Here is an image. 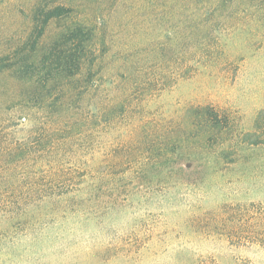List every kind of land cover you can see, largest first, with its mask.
<instances>
[{
	"label": "rangeland",
	"instance_id": "rangeland-1",
	"mask_svg": "<svg viewBox=\"0 0 264 264\" xmlns=\"http://www.w3.org/2000/svg\"><path fill=\"white\" fill-rule=\"evenodd\" d=\"M40 3L95 32L98 87L67 115L99 123L45 137L33 160H70L81 183L0 213V264H264V0H0V56ZM7 80L0 120L49 131L59 114L8 101ZM204 106L229 117L210 142Z\"/></svg>",
	"mask_w": 264,
	"mask_h": 264
},
{
	"label": "trees",
	"instance_id": "trees-1",
	"mask_svg": "<svg viewBox=\"0 0 264 264\" xmlns=\"http://www.w3.org/2000/svg\"><path fill=\"white\" fill-rule=\"evenodd\" d=\"M72 13L71 8L63 5L38 4L26 40L14 51L0 56V83L9 79L13 89L8 101H15L14 104L23 108L59 114L52 125L42 123L49 126V131L33 127L26 134L21 131L22 137L10 129L25 124L26 117L19 118L20 124L12 126L0 120V213L68 194L81 183L77 181L81 178V168L70 160L42 163L33 160V155H42L43 159L54 149L53 142L43 141L51 132L70 125L71 133L92 136V125L99 123L96 116L89 114L80 113L72 118L67 115L69 110L78 109L83 98L98 87L92 69L98 58L93 47L95 32ZM56 23L60 25L58 31L49 36L48 29ZM193 113V125L204 130L208 142L228 133L229 117L222 116L212 106L198 107ZM78 153H74L73 159ZM171 153L172 150L165 149V164L169 165Z\"/></svg>",
	"mask_w": 264,
	"mask_h": 264
}]
</instances>
